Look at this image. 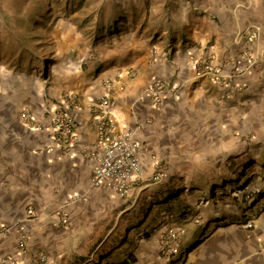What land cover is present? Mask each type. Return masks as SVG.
<instances>
[{"label": "crops", "instance_id": "0c3cea01", "mask_svg": "<svg viewBox=\"0 0 264 264\" xmlns=\"http://www.w3.org/2000/svg\"><path fill=\"white\" fill-rule=\"evenodd\" d=\"M202 10L210 12H192L180 27L161 29L157 45L142 51L133 80L122 75L93 97L63 101L77 123L72 152L54 144L51 116L39 117L43 126L35 129L23 111L2 115L0 264L65 263L103 223L106 206L120 197L90 187L94 162L85 152L105 118L113 134L130 129L143 143L139 190L147 189L156 164L165 170L164 183L192 165L255 152L264 168V0H209ZM155 82L166 85L162 94L150 92ZM105 98L107 110L100 105ZM263 204L264 196L238 222L225 213L185 224L162 264H264ZM128 255L135 264H153L138 248Z\"/></svg>", "mask_w": 264, "mask_h": 264}, {"label": "rangeland", "instance_id": "374dc122", "mask_svg": "<svg viewBox=\"0 0 264 264\" xmlns=\"http://www.w3.org/2000/svg\"><path fill=\"white\" fill-rule=\"evenodd\" d=\"M207 1L0 0V131L6 124L2 115L27 112L36 119L29 127L38 129L43 126L39 117L68 114L64 100L76 104L79 98L93 97L98 88L122 75L133 80L136 66L145 59L142 53L157 45L161 29L180 27L192 12L209 13L202 10ZM251 154L203 168L192 165L170 174L167 183L146 182L144 190L137 182L129 198L111 200L90 240L78 242L79 254L62 264H91L109 251H116L119 263L137 248L150 256L148 263L162 264L163 258H171L163 252L166 229H184L187 223L225 213L238 222V215L264 196V168L257 153ZM168 191L178 193V199L171 198L174 212L133 228L132 219L150 206L157 209L153 202L164 199ZM122 238H127L126 245L112 251ZM113 253L102 256L101 264H110Z\"/></svg>", "mask_w": 264, "mask_h": 264}, {"label": "built area", "instance_id": "2783aa9c", "mask_svg": "<svg viewBox=\"0 0 264 264\" xmlns=\"http://www.w3.org/2000/svg\"><path fill=\"white\" fill-rule=\"evenodd\" d=\"M166 89L163 82H155L152 85L151 93L162 94ZM101 107L107 110L111 103L105 98L101 100ZM23 120L31 126L36 119L27 112L22 115ZM53 131L51 138L54 144L64 148L67 153L77 147V123L69 114L56 115L52 118ZM32 128L37 129L35 126ZM40 129V128H38ZM113 121L105 118L99 125V139L90 146L85 156L94 162L93 172L90 180V187L95 190L105 189L119 197H125L137 184L143 175V159L145 151L143 143L136 137L135 131L127 129L113 134ZM166 179V173L160 164L155 165V172L151 177L154 184H161ZM28 213L32 215L33 209ZM67 222V219H65ZM247 227H252L249 223ZM185 230L182 227L166 229V236L163 240V252L172 256L175 252L172 249ZM23 243V242H22ZM21 243L22 248L24 244ZM44 261V260H43Z\"/></svg>", "mask_w": 264, "mask_h": 264}, {"label": "trees", "instance_id": "16d2710c", "mask_svg": "<svg viewBox=\"0 0 264 264\" xmlns=\"http://www.w3.org/2000/svg\"><path fill=\"white\" fill-rule=\"evenodd\" d=\"M244 173L246 172V169H248V167H244ZM171 198H174V199H178V193L174 192V191H168L167 193H165L164 195V199L160 200V201H156V202H153V205H156L157 209H154L153 207H149L145 214L142 215V214H139L136 218H133L132 219V226H134L133 228H140L141 225L143 224H146L149 223V221L151 220H155V221H158L160 220L163 215L165 213H173L175 208L174 206L171 204L173 199ZM146 207H144L143 210H145ZM126 240L127 238H122L120 240V243L115 246L113 250L117 249L120 247V249L126 245ZM109 253H113L111 251L107 252L106 254H103L102 256L103 257H106L107 255H109ZM116 254V251L113 253V255ZM99 257L98 261H93L91 264H101V262L103 263V257ZM117 255L114 256V258L112 259V261L110 262V264H114L115 261H117ZM137 262V259L136 258H133L132 256H129L127 255V257H125L121 262L120 264H135ZM109 264V263H108Z\"/></svg>", "mask_w": 264, "mask_h": 264}]
</instances>
